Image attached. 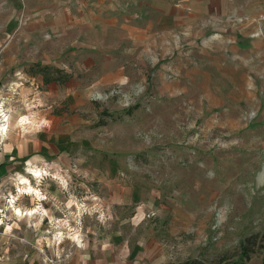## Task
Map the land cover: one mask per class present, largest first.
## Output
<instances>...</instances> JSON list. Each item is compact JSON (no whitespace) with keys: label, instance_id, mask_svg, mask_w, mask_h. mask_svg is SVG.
Wrapping results in <instances>:
<instances>
[{"label":"rangeland","instance_id":"obj_1","mask_svg":"<svg viewBox=\"0 0 264 264\" xmlns=\"http://www.w3.org/2000/svg\"><path fill=\"white\" fill-rule=\"evenodd\" d=\"M171 2L100 47L0 6V264H264V0Z\"/></svg>","mask_w":264,"mask_h":264},{"label":"crops","instance_id":"obj_2","mask_svg":"<svg viewBox=\"0 0 264 264\" xmlns=\"http://www.w3.org/2000/svg\"><path fill=\"white\" fill-rule=\"evenodd\" d=\"M34 3L35 11L39 12L38 16L40 14L46 18V20L38 18L36 14V29L43 26L45 29L53 30L56 28L57 21L61 25V21L64 20L66 28H69L68 32L78 35L77 42L81 39L82 42H85V36L88 40L95 37L94 43L97 42L99 47L101 42L110 41L114 38V32L120 30V13H123L121 11H125V9L130 14L161 13L156 19L159 20L160 26L164 27L169 13L182 10L184 6L183 3L179 6L175 5L171 0H0V6L10 8L11 11H19V7L16 5H22L27 9L26 6L29 7L28 5ZM121 5H124L123 9H119ZM110 15L112 17L107 18ZM84 46L86 49L96 47L91 42H86ZM73 54H75V49ZM105 62H111V60L107 58ZM93 63L92 61L91 64ZM83 264L149 263L136 260L130 262L127 257L123 259L118 250L105 248L87 256V260Z\"/></svg>","mask_w":264,"mask_h":264},{"label":"bare ground","instance_id":"obj_3","mask_svg":"<svg viewBox=\"0 0 264 264\" xmlns=\"http://www.w3.org/2000/svg\"><path fill=\"white\" fill-rule=\"evenodd\" d=\"M3 110L0 109V117H3L4 114L2 113ZM25 117V116H23ZM4 121V120H3ZM2 122V121H1ZM7 126L5 123L1 124L0 123V139L4 138L6 133H7ZM2 137V138H1ZM34 172H37L36 170H34ZM28 212V211H27ZM30 213H32V210L30 211Z\"/></svg>","mask_w":264,"mask_h":264},{"label":"trees","instance_id":"obj_4","mask_svg":"<svg viewBox=\"0 0 264 264\" xmlns=\"http://www.w3.org/2000/svg\"><path fill=\"white\" fill-rule=\"evenodd\" d=\"M262 237L264 238V233H263Z\"/></svg>","mask_w":264,"mask_h":264}]
</instances>
